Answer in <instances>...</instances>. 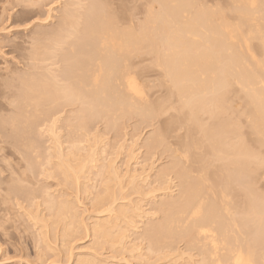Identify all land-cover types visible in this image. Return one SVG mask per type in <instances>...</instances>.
<instances>
[{
    "label": "rangeland",
    "instance_id": "rangeland-1",
    "mask_svg": "<svg viewBox=\"0 0 264 264\" xmlns=\"http://www.w3.org/2000/svg\"><path fill=\"white\" fill-rule=\"evenodd\" d=\"M225 1L200 0L213 8H226L229 2L226 5ZM104 6L121 19L115 26L125 29L132 21L138 28L150 10L159 9L153 0H0V126L9 127L16 118L27 122L23 124L29 132L27 139L34 142L33 149H21L27 142L20 134L8 132L11 127L0 130V264H198L202 259L183 236L169 237L163 232L152 242L147 232L150 224L164 223L170 215L163 206L180 193L179 169L191 166L190 161L198 162L189 158L187 164L181 157L184 142L199 140L185 122L188 109L181 111L176 96L169 97L168 87H160L166 84L159 81L166 79L164 75L160 78L164 73L155 68V54L139 52V70L142 64L141 68L147 69L140 81L157 84L152 87L146 82L154 104L165 100L161 103L166 107V98H170L167 105L173 109H165L168 115H140L119 106L109 94L105 98L99 95L89 108L76 101L75 105L46 112L48 106L42 99L37 100L40 111L35 112L31 104V112H19L27 94L26 84L33 86V82L37 85L49 79L47 84L52 85L49 75L77 69L68 64L82 53L85 28ZM68 21H73V28ZM87 43L92 49L94 42ZM75 78L70 82L76 84ZM27 92L29 97L36 95ZM238 96L230 101L237 110L233 117L241 116L245 106ZM29 97L26 105L31 103ZM205 117L202 120H208ZM244 117H238V122L246 131ZM255 137L250 136L251 150L259 160L264 147L255 143ZM195 162L192 165L198 172ZM227 162L215 164L224 167ZM217 167L209 170L212 187ZM237 179L231 190L232 206L241 208L244 178ZM250 182L258 205L264 206V169L259 168ZM215 192L220 197L217 185L210 198ZM63 204L73 207V212L63 206L67 211L60 215ZM102 229L110 235H103ZM151 247L156 251L151 252Z\"/></svg>",
    "mask_w": 264,
    "mask_h": 264
},
{
    "label": "bare ground",
    "instance_id": "bare-ground-1",
    "mask_svg": "<svg viewBox=\"0 0 264 264\" xmlns=\"http://www.w3.org/2000/svg\"><path fill=\"white\" fill-rule=\"evenodd\" d=\"M153 1L159 5L158 11L150 10L147 20L138 28L136 23L132 24L134 21L128 29L117 28L116 21L121 19H116L115 14L111 15L107 6L96 12L85 28L82 53L75 58H78L76 61L68 64L77 69L73 73L69 70V73L63 71L60 75H56L57 72L53 77L49 75L52 85L47 84L49 79L42 84H28L30 88L26 84L27 91L36 95L38 92V96L30 95L31 103L26 105L29 97L26 91V96H23L26 99L18 108L19 112L22 115L28 110L31 112V104L35 112L40 111L38 104L41 105L39 101L43 100V104L48 106L46 112L75 105L76 101L89 108L99 95L105 98L109 94L121 107L139 112L140 115L142 112L148 116L153 113L151 115L160 118L159 114L164 116L171 111V106L167 105L170 98H166L167 108L163 107L164 102L161 103L165 100L159 101L160 105L154 104L153 95L150 96L147 90L157 84L152 85L148 80L150 77L148 82L144 81L151 86L144 81L145 84H142L140 78L147 69L145 67L144 70L142 64L140 70L143 69V72L140 74L138 64L141 62H136L137 57H141L138 56L141 54L139 52L155 54V68H160L163 71L161 73H164L160 74V78L164 75L166 79L160 80L157 76L159 82L166 84L160 87H168L169 97L176 96L181 111L188 109L185 122L199 135V140L190 144L188 141L184 142L186 144L182 142L185 152L183 150L181 157L185 161L189 158L198 159V162L194 160L198 172L190 160L191 166L179 169L180 193L170 202H164L163 207L167 206L170 213L164 223L148 226L151 241L154 242L163 232L169 237L183 236L189 241L190 249H198L202 255L198 264H264V206L258 205V197L249 187L257 170L264 169V156L257 159L251 150L250 139V136L255 135V143L264 147V0H228L229 4L226 0V8L225 5L219 7L221 1L215 8L205 6L200 0ZM68 25L73 28V21H68ZM69 33L73 34L71 31ZM69 33L66 36L69 37ZM91 40L94 45L89 49L87 42ZM151 65L148 67L152 68ZM71 77L78 78H75L76 84L70 82ZM168 82L172 91L167 86ZM146 87L149 88L146 90ZM237 95L240 98L242 96L245 105L241 116H245L247 124L243 123L246 124V131L239 123L240 114L233 117L237 110L230 101ZM204 115L211 121L202 120ZM24 123L17 118L11 119V129L0 126V130L9 128L8 132L15 131L21 135V140L27 142L21 149H33L34 142L30 143V139H27L29 132L25 131ZM191 148L202 152L197 154L195 151L194 154ZM227 160L224 167H217L216 164ZM189 161L185 164H189ZM213 165L217 167L214 187L209 185V170ZM240 177L244 178L245 192L241 208H238L232 206L231 190H234ZM215 185L220 188V197L215 192L212 199L209 193L213 188L215 191ZM66 205L60 208V215L66 209L73 212V207L68 208ZM107 231L100 230L103 235L109 236ZM156 241L160 244L159 239ZM151 250L156 251L153 248Z\"/></svg>",
    "mask_w": 264,
    "mask_h": 264
}]
</instances>
